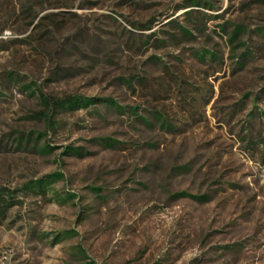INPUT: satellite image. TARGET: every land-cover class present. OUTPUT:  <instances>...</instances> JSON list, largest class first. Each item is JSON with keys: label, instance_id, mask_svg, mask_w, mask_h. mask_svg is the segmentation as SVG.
<instances>
[{"label": "rangeland", "instance_id": "rangeland-1", "mask_svg": "<svg viewBox=\"0 0 264 264\" xmlns=\"http://www.w3.org/2000/svg\"><path fill=\"white\" fill-rule=\"evenodd\" d=\"M0 264H264V0H0Z\"/></svg>", "mask_w": 264, "mask_h": 264}]
</instances>
